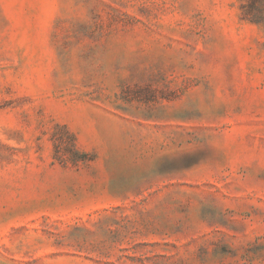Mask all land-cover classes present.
Segmentation results:
<instances>
[{"label": "rangeland", "instance_id": "obj_1", "mask_svg": "<svg viewBox=\"0 0 264 264\" xmlns=\"http://www.w3.org/2000/svg\"><path fill=\"white\" fill-rule=\"evenodd\" d=\"M243 3L0 0V264H264Z\"/></svg>", "mask_w": 264, "mask_h": 264}, {"label": "trees", "instance_id": "obj_2", "mask_svg": "<svg viewBox=\"0 0 264 264\" xmlns=\"http://www.w3.org/2000/svg\"><path fill=\"white\" fill-rule=\"evenodd\" d=\"M241 14L244 19L260 23L263 20L264 11L261 9L264 0H243Z\"/></svg>", "mask_w": 264, "mask_h": 264}]
</instances>
